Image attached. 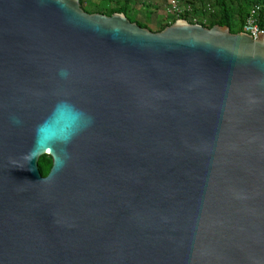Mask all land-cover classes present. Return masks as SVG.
<instances>
[{"label": "water", "instance_id": "obj_1", "mask_svg": "<svg viewBox=\"0 0 264 264\" xmlns=\"http://www.w3.org/2000/svg\"><path fill=\"white\" fill-rule=\"evenodd\" d=\"M0 264H264V35L0 0Z\"/></svg>", "mask_w": 264, "mask_h": 264}, {"label": "trees", "instance_id": "obj_2", "mask_svg": "<svg viewBox=\"0 0 264 264\" xmlns=\"http://www.w3.org/2000/svg\"><path fill=\"white\" fill-rule=\"evenodd\" d=\"M103 0H89L84 2L80 0L81 7L85 10L88 8L89 13H93V7L102 3ZM200 6V16L196 21L190 18L188 12H184L175 16L170 22L163 24L156 31H162L165 27L173 24L177 19H183L189 23H198L204 27L211 28L214 25L226 26L229 28L231 33L243 32V23L249 10L255 5H261L260 11L258 12V24L260 27H264V0H194ZM130 0H124V3L119 6L110 7L106 12H98L106 15L113 13H123L132 22L138 23L140 26L151 30L148 25L137 22L129 18L128 14ZM86 11V10H85ZM208 15V21H203V16ZM152 31V30H151ZM51 157L48 154H44L38 159V169L42 176L47 175L51 167Z\"/></svg>", "mask_w": 264, "mask_h": 264}, {"label": "rangeland", "instance_id": "obj_3", "mask_svg": "<svg viewBox=\"0 0 264 264\" xmlns=\"http://www.w3.org/2000/svg\"><path fill=\"white\" fill-rule=\"evenodd\" d=\"M85 3L89 0H82ZM181 12H188L190 18L196 21L200 14V6L194 0H177ZM124 0H103L100 5L93 7V13L107 12L110 7L119 6ZM129 18L137 22L148 25V27L156 32L163 24L170 22L175 18V14L171 13L170 0H130ZM88 12V8H85ZM203 21H208V15L203 16Z\"/></svg>", "mask_w": 264, "mask_h": 264}, {"label": "built area", "instance_id": "obj_4", "mask_svg": "<svg viewBox=\"0 0 264 264\" xmlns=\"http://www.w3.org/2000/svg\"><path fill=\"white\" fill-rule=\"evenodd\" d=\"M261 5H255L250 10L246 16L243 23V32L249 34L254 39L264 35V27H260L258 24V12L260 11ZM170 9L171 13L178 16L184 12H181V9L178 5L177 0H170Z\"/></svg>", "mask_w": 264, "mask_h": 264}]
</instances>
